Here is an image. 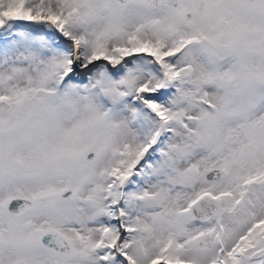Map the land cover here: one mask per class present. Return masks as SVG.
Here are the masks:
<instances>
[{"label":"snow or ice","instance_id":"1","mask_svg":"<svg viewBox=\"0 0 264 264\" xmlns=\"http://www.w3.org/2000/svg\"><path fill=\"white\" fill-rule=\"evenodd\" d=\"M0 264H264V0H0Z\"/></svg>","mask_w":264,"mask_h":264}]
</instances>
